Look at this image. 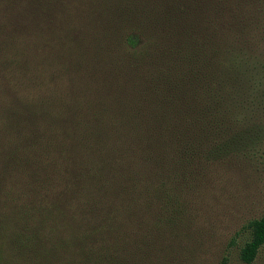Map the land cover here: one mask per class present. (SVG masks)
<instances>
[{
	"label": "trees",
	"instance_id": "1",
	"mask_svg": "<svg viewBox=\"0 0 264 264\" xmlns=\"http://www.w3.org/2000/svg\"><path fill=\"white\" fill-rule=\"evenodd\" d=\"M36 2L22 0L8 11L7 1L0 0V37L7 30L12 37L24 32ZM243 2L76 0L71 10L82 8L75 15L57 0L45 7L62 56L71 60L63 63L70 85L55 92L43 81L5 74L0 125L13 134L16 155L7 160L10 172L20 176L14 181L19 195L67 190L97 222L75 236L77 243H52L49 233L36 232L41 248L15 233L14 256L7 261L31 256L38 264H53L56 257L79 261L72 264H133L121 242L120 216L139 213L146 199L158 202L155 195H170L165 187L176 195H202L204 170L220 174L246 149L252 131L248 104L262 65L250 51L258 13ZM16 41L5 39L2 46L9 61L22 55ZM87 66L91 70L81 77ZM105 204L108 220L100 214ZM16 215L22 223L28 218ZM146 219L135 220L142 237L158 229ZM249 229L239 254L246 264L264 246V217ZM94 235L99 242H81ZM0 237L6 239L3 230Z\"/></svg>",
	"mask_w": 264,
	"mask_h": 264
},
{
	"label": "rangeland",
	"instance_id": "2",
	"mask_svg": "<svg viewBox=\"0 0 264 264\" xmlns=\"http://www.w3.org/2000/svg\"><path fill=\"white\" fill-rule=\"evenodd\" d=\"M6 1L8 11L9 5L16 7L22 2ZM79 1L77 0V3ZM47 2L48 0L36 2L31 12L37 17L30 13L31 16L24 21L26 30L20 32L22 34L15 33L12 37L7 30L5 37H0L1 94L6 93L3 91L5 81L8 82L6 73L11 74L16 81H43L55 92H60L66 85H70L69 81L67 83L69 73L64 71L63 63L71 60L64 59L61 47L56 43L59 36L54 35L52 30H57V27L49 24L43 15L46 6L56 5L53 0ZM57 2L67 4L71 15L79 13L82 8L71 10L70 7L76 0ZM243 4L253 7L258 13L251 33L250 51L260 60L259 65H262L259 66L262 68L261 79L255 89V98L248 104V123L252 127L250 141L245 150L231 157L220 174L204 170L202 179H199V189L204 188L202 195H176L173 189L165 187L162 191L166 189L170 195H155L156 198L160 196L158 202L146 199L147 203L138 207H142L139 213L130 216L124 212L120 216L119 226L123 233L121 242L126 245L127 255L133 260V264H246L240 260L239 254L249 239V223L264 217V0H244ZM39 6L41 8L37 9ZM57 11L53 13L55 16ZM91 27L87 26L85 30L91 31ZM11 38L17 39L14 45L16 48L22 47V55L19 59L9 61L4 57L5 48L2 46H6L5 39ZM9 51L11 50L8 49L7 52ZM89 68L87 66L81 69V77L88 75ZM4 104L5 102L3 105L0 103V120H4L1 118V111L6 110ZM12 135H6L0 125V230H3L6 238L0 237V264H15L13 261H7L14 256L10 253L13 243L10 239H13L15 233L22 235L27 244L36 242L41 248L45 245L35 238L37 233H49L52 243H61L66 238L77 243L75 236L83 232L87 225L90 227L97 222L93 216L92 220H89L90 214L84 212L80 201L67 190L58 195L54 191L53 194L47 195H19L22 191L14 185V181L19 180L20 176L17 172H10L11 165L7 160L8 157L16 159L15 149L11 146ZM62 152L67 155L66 150ZM56 161L63 163L58 157ZM26 181L22 180L23 184ZM145 205L147 206L144 207ZM148 205L149 210L146 211ZM109 209L106 204L100 208V214L106 220ZM17 213L28 215L25 223L17 218ZM146 218L147 225H153L155 220L158 229H152L147 237H142L141 233H138L137 222L143 220L141 224L145 223ZM121 219L125 220L124 225ZM98 239L100 237L94 235L81 242H99ZM18 260L17 264H38L32 261L31 256ZM70 261L79 262L56 257L51 263L72 264ZM250 264H264V246L260 247Z\"/></svg>",
	"mask_w": 264,
	"mask_h": 264
}]
</instances>
